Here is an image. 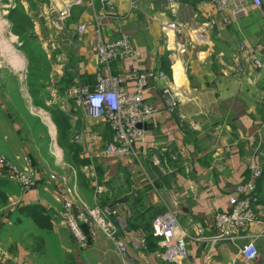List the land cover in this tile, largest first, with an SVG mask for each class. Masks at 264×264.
<instances>
[{
	"label": "crops",
	"instance_id": "crops-1",
	"mask_svg": "<svg viewBox=\"0 0 264 264\" xmlns=\"http://www.w3.org/2000/svg\"><path fill=\"white\" fill-rule=\"evenodd\" d=\"M0 1H8L4 4L7 11L12 7L10 1L23 7L28 3ZM45 1L39 5L43 9L37 14L40 20L33 16L37 25L34 31L37 33L43 26L40 21H45L48 31L69 34L55 43L72 48L66 60L71 64L65 73L78 63L76 73L71 75L74 84L94 82L99 65L87 40L96 24L106 40H116L123 34L129 37L139 70L153 68L165 74L164 79L151 81L143 92L156 115L147 122L143 142L135 143L137 154L131 158L105 151L106 143L112 139L106 124L83 116L70 99L69 103L57 105L68 118L64 142L79 149L77 155L84 163L78 167L71 158L66 160L62 144L57 142L59 131L54 122L53 135L62 151V163L53 162L47 148L52 168L62 174L75 170L79 196L87 204L111 203L117 208L113 219L116 236L126 246L122 254L113 241L98 233L88 238L86 247L76 244L66 250L74 264H264V73L253 67L246 52L238 51L241 42L257 41L255 50L264 54L261 12L249 10L228 25L208 26L203 15L210 8L207 0H80L71 6L66 19L57 20V11L69 0ZM35 10L33 6V13ZM253 11L262 17L261 24L248 23L247 16ZM82 21L87 24V33L79 36L75 25ZM170 21L184 27V39L189 41L186 51L175 58L170 56L174 53V32L164 28ZM11 53L15 54L13 50ZM123 67V61H115L110 71ZM127 86L130 88V84ZM165 88L169 96L163 93ZM173 95L175 104L170 105L168 99ZM4 125L0 127V152L10 159L28 155L37 170V185L21 191L16 183L0 177V186L6 185L5 194L16 195L17 208L43 207L49 217L48 230L54 233L57 226L53 218L57 216L56 208L61 207L53 197L56 183L40 180L41 173H47L49 167L42 163V155L36 156L35 145L19 143L9 136L11 129ZM49 136L51 140L53 136ZM154 153L167 160L170 172L162 173L152 164ZM171 156L175 160H170ZM250 165L258 169V176H253ZM249 181L253 184L256 217L245 227H230L234 241L213 243V212L228 211L229 195L237 185ZM170 210L186 235L188 256L168 262L162 257L163 248L157 238L153 237L151 245L145 239L151 232L152 219ZM21 216L33 223L29 216ZM200 227L204 230L202 238L197 232ZM8 240L0 223V264H34L30 250L22 242ZM250 240L258 251L251 260L239 251Z\"/></svg>",
	"mask_w": 264,
	"mask_h": 264
},
{
	"label": "built area",
	"instance_id": "built-area-1",
	"mask_svg": "<svg viewBox=\"0 0 264 264\" xmlns=\"http://www.w3.org/2000/svg\"><path fill=\"white\" fill-rule=\"evenodd\" d=\"M79 2L80 0L67 1L59 11L61 20L66 19L71 6ZM207 3L210 8L204 11L203 15L208 26L228 25L254 9L259 10L264 17V0H207ZM164 28L172 30L177 41L176 49H173L174 53L170 56L175 58L183 54L189 44V41L184 39V27L180 23L170 21ZM75 31L79 36L86 34L87 24L83 21L77 22ZM87 45L99 65L94 72V82L91 85L75 83L68 89L67 95L75 106L81 109L83 116L103 122L109 127L112 139L105 145L107 153L123 159L134 157L137 154L135 143L143 142L145 126L156 115L155 107L144 100L143 92L151 81L164 79L165 74L153 68L138 69L135 64V50L126 34L116 40H106L100 26L96 24L90 31ZM256 45L257 41L253 44L243 41L238 45V51L246 52L253 67L264 73V54L255 50ZM115 61H123L124 67L117 72H111L110 65ZM163 93L169 96V89H163ZM174 98L173 95L168 99L170 105L175 104ZM53 144L55 145L52 154L58 163H62V151L55 142ZM142 152L145 153V150ZM170 160H175V156H171ZM24 161L21 167H17L0 153V170L6 173L9 179L16 181L22 191H28L37 185V181L30 161L27 158H24ZM151 161L162 173L171 171L167 160L162 156L154 153L151 155ZM250 168L253 176L259 175L256 167L250 165ZM71 170L69 174L52 172L49 175L51 181L56 183L53 197L61 204V223L81 247L89 244V237L101 233L113 241L116 249L124 254L126 246L117 238L113 221L117 208L111 203L84 202L79 196L75 170ZM252 191V181L237 185L228 197L229 210L213 212L212 221L216 229V233L211 237L213 243L222 240L234 241L230 227H245L256 217L252 207L255 202ZM197 232L202 238L204 230L200 227ZM151 233L157 238V244L163 248L164 260L171 262L188 256L186 235L179 228L174 211L156 215L151 222ZM239 251L249 260L258 255L253 240L243 243Z\"/></svg>",
	"mask_w": 264,
	"mask_h": 264
},
{
	"label": "rangeland",
	"instance_id": "rangeland-1",
	"mask_svg": "<svg viewBox=\"0 0 264 264\" xmlns=\"http://www.w3.org/2000/svg\"><path fill=\"white\" fill-rule=\"evenodd\" d=\"M9 3L12 7L17 4L16 1H10ZM28 3L23 8L32 16L33 26L23 35L28 40V43H25L11 29V22L8 19V7L4 6V4H8V1H0V127L2 128L1 125L5 123L11 129V135L9 134V136L15 137L21 144L36 146V156L40 157L39 155H42L44 158L42 163L49 167L45 170L47 173H41L40 180L47 179L51 181L50 173L57 172L56 169L52 168V163L56 159L54 158L51 163L49 154H46L45 151L48 148L49 153L53 156L52 150L55 145L53 143H56V137L53 135V132L55 133L53 129L55 114L53 113L58 109V104L62 105V103H69V99L72 100L67 95V91L74 86L71 75L76 73L75 69L78 68V63L77 65L73 64L72 68L65 73L71 64L70 62L66 63V60H68L67 54L72 51V48L67 46L58 47L55 41L69 37V34L54 32L53 30L48 31L50 29L44 24L45 21H40L43 26L40 25L39 30L35 28L38 30L36 33L34 25L36 27V20H40L37 14L43 10L39 5H44L47 2L45 0H37L36 2L31 0L36 9L35 13L32 11L33 7H30L31 4L28 5ZM34 14L36 20H34ZM247 17H249V19L246 18L249 20L248 23L253 22V25L261 24L263 20H261L262 17L257 11H253ZM56 18L61 20L59 10ZM41 20H43V17H41ZM43 27L46 29L44 30ZM11 50L18 55L17 58L11 53ZM29 54H32V56ZM36 56L38 60H32ZM61 56L64 59H61ZM11 59L13 61L10 63ZM63 61L65 63L60 65ZM20 62L23 66L18 69V66L21 67ZM50 124H52V127ZM49 135L53 136L51 140ZM57 142H59V139ZM60 146L66 160L68 157L70 159L68 148L65 145ZM24 158L30 161L33 168L32 160L26 154L18 156L17 159H7L15 166L21 167V164L25 162ZM33 171L35 172V178H37V170L33 168ZM0 177H5L20 187L16 181L9 179L7 174L1 170ZM79 181L85 185L84 179L80 178ZM4 187L6 185L0 186V198L4 197V202L0 203L4 207L0 209V223L3 224L4 234H8V241L13 243L16 241L22 242L30 250L34 264H64L66 261L70 263L72 258L66 250L74 248L77 242L66 226L61 223L59 216L61 207L56 208L57 216H54L53 219L57 227H55L56 232L53 233L50 230L37 227L18 215L16 208L19 202L16 200V195L11 194L12 192L5 194Z\"/></svg>",
	"mask_w": 264,
	"mask_h": 264
},
{
	"label": "trees",
	"instance_id": "trees-1",
	"mask_svg": "<svg viewBox=\"0 0 264 264\" xmlns=\"http://www.w3.org/2000/svg\"><path fill=\"white\" fill-rule=\"evenodd\" d=\"M28 2L31 4L30 7H33V3H31V0H28ZM8 19L11 22V29L13 33L18 35V37L22 39L25 43H28L27 38L25 39L23 35H25L28 32V30L33 26L32 16L23 8V6L19 2H17V4L14 7H11L8 10ZM29 55L32 56V54H29ZM35 59H37V56L34 57V59L32 60H35ZM53 114H55L54 122L56 123L58 131H59L58 132L59 142L60 144L65 145V147L68 148L69 152H72L70 155V158L72 162H74L76 166L79 167L81 163H84V161L82 159H79L77 155L79 152V149L72 147L71 145L64 142L66 134H67V130H68V125H69L68 118L59 109H56L55 113ZM3 202H4V197L0 198V203L2 204ZM16 213L18 215L25 214L29 216V218L32 220V222L37 227H40L42 229H47V230L49 229V224H48L49 217L45 213L44 208L39 205H31V206H27L23 208H17ZM153 237L154 236L150 232L145 239L146 244L151 245L152 241L154 240ZM64 264H74V260L72 259L70 263L66 261L64 262Z\"/></svg>",
	"mask_w": 264,
	"mask_h": 264
},
{
	"label": "water",
	"instance_id": "water-1",
	"mask_svg": "<svg viewBox=\"0 0 264 264\" xmlns=\"http://www.w3.org/2000/svg\"><path fill=\"white\" fill-rule=\"evenodd\" d=\"M176 45H177V41H176V39L174 38L173 43H172V48H173V49H176Z\"/></svg>",
	"mask_w": 264,
	"mask_h": 264
},
{
	"label": "bare ground",
	"instance_id": "bare-ground-1",
	"mask_svg": "<svg viewBox=\"0 0 264 264\" xmlns=\"http://www.w3.org/2000/svg\"><path fill=\"white\" fill-rule=\"evenodd\" d=\"M5 44H6V43H5ZM11 49H12V48H11ZM11 51H12V50H11ZM13 52H14V51H13ZM13 55L17 58V56H16L15 54H13ZM21 63H22V62H20V66H21V67L18 66V69H21V68H22L23 65H22Z\"/></svg>",
	"mask_w": 264,
	"mask_h": 264
}]
</instances>
